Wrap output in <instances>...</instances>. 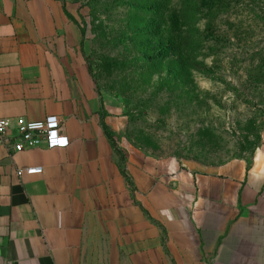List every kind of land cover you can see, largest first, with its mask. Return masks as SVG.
Wrapping results in <instances>:
<instances>
[{"label":"crops","instance_id":"crops-1","mask_svg":"<svg viewBox=\"0 0 264 264\" xmlns=\"http://www.w3.org/2000/svg\"><path fill=\"white\" fill-rule=\"evenodd\" d=\"M75 0H0V117L68 145L0 146V264H264V123L249 161L203 166L128 144L80 45ZM106 131L113 135L109 139ZM41 166V174L16 175Z\"/></svg>","mask_w":264,"mask_h":264},{"label":"rangeland","instance_id":"rangeland-1","mask_svg":"<svg viewBox=\"0 0 264 264\" xmlns=\"http://www.w3.org/2000/svg\"><path fill=\"white\" fill-rule=\"evenodd\" d=\"M75 2L80 51L103 105L128 116V144L208 167L251 159L264 123V0H217L218 41L233 47L220 56L216 81L196 73L189 85L178 84L174 65H157L161 54L172 60L155 34L162 0ZM174 4L180 5L173 0L169 8ZM207 13L194 5L198 35ZM204 62L210 66L211 58Z\"/></svg>","mask_w":264,"mask_h":264},{"label":"trees","instance_id":"trees-1","mask_svg":"<svg viewBox=\"0 0 264 264\" xmlns=\"http://www.w3.org/2000/svg\"><path fill=\"white\" fill-rule=\"evenodd\" d=\"M163 3L157 11V25H155V34L161 39L160 44L164 53L172 52V60L169 55L161 54L158 66H167L170 68L174 65L173 76L178 84L189 85L194 82V75L201 73L205 77L216 81L217 64L220 63V56L224 51L233 47L230 42L219 43L216 35L217 29L214 13L215 5H218L217 0H177L179 6L174 4L169 8V4L173 0H162ZM197 4L201 10H207L205 18L209 20L203 34H196L197 30L191 19V12L194 5ZM236 35V30H233ZM162 42V43H161ZM201 54H203L201 56ZM202 59H199V57ZM205 57H210V66L205 65ZM264 74V69H263ZM109 139L113 141V135L106 131ZM113 144L115 145L114 141Z\"/></svg>","mask_w":264,"mask_h":264},{"label":"built area","instance_id":"built-area-1","mask_svg":"<svg viewBox=\"0 0 264 264\" xmlns=\"http://www.w3.org/2000/svg\"><path fill=\"white\" fill-rule=\"evenodd\" d=\"M68 139L64 133L62 121L55 115H48L40 121H12L0 117V146L5 148L9 155L37 147L48 149L64 148ZM41 166L18 167L16 175L41 174Z\"/></svg>","mask_w":264,"mask_h":264}]
</instances>
